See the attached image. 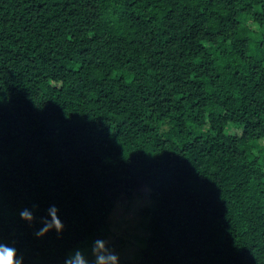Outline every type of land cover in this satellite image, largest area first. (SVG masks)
Here are the masks:
<instances>
[{"label":"trees","instance_id":"trees-1","mask_svg":"<svg viewBox=\"0 0 264 264\" xmlns=\"http://www.w3.org/2000/svg\"><path fill=\"white\" fill-rule=\"evenodd\" d=\"M3 91L0 240L25 264H64L143 190L123 264H264V0H0ZM51 203L64 231L37 238Z\"/></svg>","mask_w":264,"mask_h":264},{"label":"clouds","instance_id":"clouds-1","mask_svg":"<svg viewBox=\"0 0 264 264\" xmlns=\"http://www.w3.org/2000/svg\"><path fill=\"white\" fill-rule=\"evenodd\" d=\"M5 97L6 104H8L11 97L6 92L0 96V100H4ZM104 159L107 162H113L110 156H106ZM120 159L122 158L120 157ZM38 209V203H32L31 207H22L19 210V217L29 226H32L36 221ZM46 212L47 215L40 218L41 226L34 231V236L37 238L44 237L50 231H55L57 236L62 235L65 225L60 217L58 205L56 203L49 204ZM124 259V252L122 254L121 251H118L107 239L97 237L92 242L90 253L79 248L73 249L65 254L64 264H123ZM0 264H25V257L20 254L14 243L0 240Z\"/></svg>","mask_w":264,"mask_h":264},{"label":"rangeland","instance_id":"rangeland-1","mask_svg":"<svg viewBox=\"0 0 264 264\" xmlns=\"http://www.w3.org/2000/svg\"><path fill=\"white\" fill-rule=\"evenodd\" d=\"M121 203L110 217V224L106 230L108 235L102 237L122 254L125 253L124 261H135L148 235L147 224L152 205L144 190L132 198L121 200ZM91 245L92 242L78 248L90 253Z\"/></svg>","mask_w":264,"mask_h":264}]
</instances>
